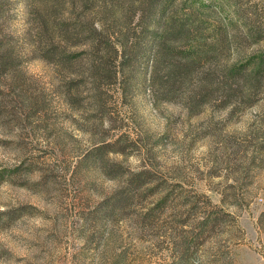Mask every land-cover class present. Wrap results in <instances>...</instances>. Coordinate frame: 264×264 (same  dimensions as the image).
<instances>
[{"label":"rangeland","instance_id":"1","mask_svg":"<svg viewBox=\"0 0 264 264\" xmlns=\"http://www.w3.org/2000/svg\"><path fill=\"white\" fill-rule=\"evenodd\" d=\"M33 1L0 0V264H264V76L203 62L165 99L110 45L93 76L44 58Z\"/></svg>","mask_w":264,"mask_h":264},{"label":"trees","instance_id":"2","mask_svg":"<svg viewBox=\"0 0 264 264\" xmlns=\"http://www.w3.org/2000/svg\"><path fill=\"white\" fill-rule=\"evenodd\" d=\"M258 1H251L245 11L238 0H220V5L204 0H144V8L126 16L116 14L117 8L123 9L125 0H35L33 12L38 32L49 45L44 58L52 59L53 54H58L66 62L85 53L89 55V71L97 76L109 61L105 57L102 61L99 53L110 45L115 81L127 69L131 71L132 59L136 63L144 61L148 90L168 99L176 79L180 75L188 77L203 62L225 61L226 74L234 77L242 71L254 77L264 76V49L249 52L244 62H239L245 51L240 46L243 41L264 37V0ZM223 5H228V14L221 10L217 14L215 10ZM130 8L127 5L123 10ZM122 29H138L139 36L126 42L119 36L113 40ZM61 46L82 49L71 52L59 50Z\"/></svg>","mask_w":264,"mask_h":264}]
</instances>
